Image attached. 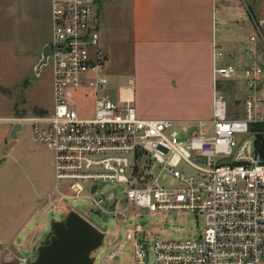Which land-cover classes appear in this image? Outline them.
<instances>
[{
	"label": "built area",
	"instance_id": "obj_1",
	"mask_svg": "<svg viewBox=\"0 0 264 264\" xmlns=\"http://www.w3.org/2000/svg\"><path fill=\"white\" fill-rule=\"evenodd\" d=\"M103 1L51 0L54 111L21 121L52 152L56 182L46 199H88L92 210L125 221L123 241L103 254L104 263L130 242L135 264H264V67L255 63L242 74L233 66L216 69L209 120L180 130L171 120L141 118L125 97L131 87H122L116 99L110 94ZM248 17L255 28L251 42L264 44V19ZM237 79L253 92L242 117L229 115L220 88ZM80 100H90L91 110ZM155 165L173 178V186L160 184ZM102 184L115 185L121 198H94ZM139 208L190 211L198 228L203 218L204 229L197 239L151 245L143 225L129 224V213ZM65 209L66 215L77 212Z\"/></svg>",
	"mask_w": 264,
	"mask_h": 264
},
{
	"label": "crops",
	"instance_id": "obj_2",
	"mask_svg": "<svg viewBox=\"0 0 264 264\" xmlns=\"http://www.w3.org/2000/svg\"><path fill=\"white\" fill-rule=\"evenodd\" d=\"M102 8L103 44L110 55L130 56L131 89L125 97L141 118L171 120L182 126L209 120L215 70L233 66L242 74L260 61V49H264L261 41L251 42L255 28L248 17L251 13L264 19V0H107ZM52 35L51 0H0V42H29V53L37 64ZM111 67L110 63L109 73ZM226 84H232L231 89ZM236 85L226 81L221 90H229L238 106ZM2 119L8 124L0 135V149L11 141L15 124L11 117ZM25 208L20 205L18 215L0 218L4 220L0 223L5 222L0 230V261L9 243L30 253L40 245L33 242L35 232L18 241L29 220V213L20 215Z\"/></svg>",
	"mask_w": 264,
	"mask_h": 264
},
{
	"label": "rangeland",
	"instance_id": "obj_3",
	"mask_svg": "<svg viewBox=\"0 0 264 264\" xmlns=\"http://www.w3.org/2000/svg\"><path fill=\"white\" fill-rule=\"evenodd\" d=\"M106 3L107 0H104L102 6ZM242 33L246 38L248 35L246 28ZM31 45L32 43H30V47ZM29 52V42H0V135L8 124L2 118L11 117L16 124L26 119L46 117L54 111L52 66L48 63L37 75V67L42 57L38 59L37 64L33 63L32 55ZM260 55V61L256 63L264 67V49L262 48ZM109 57L112 65V70L109 73V90L111 97L116 99L121 86L131 85L129 82L131 77L127 72L132 67V63L130 56L124 59L123 56L116 53L109 54ZM236 82L239 84V86L236 85L237 98L241 101L238 106L234 105L235 96L229 90L223 89L222 93L228 104L229 115L238 113V116L235 114L234 117H242L243 103L253 92L242 87V80V83ZM231 86L232 84H226L225 87L231 89ZM221 87L223 86L221 85ZM261 88L263 91L260 93L264 96V85ZM79 103L91 110L90 100H80ZM23 127L20 141L13 148L8 151L0 149V160L7 155L6 162L0 164V218L3 215L5 218L16 213L18 215L20 205L26 206L20 215L23 212L24 215L29 213L26 218L29 220L18 241L21 242L22 238L35 232L37 237L33 240L34 244H47L52 235L50 221L52 219L64 221L67 217L64 213L65 208H75L79 214L106 234L102 247L93 252L95 264H135L134 248L130 242L125 244L121 254L114 260H107L106 263L102 261L103 254L110 250L111 245L114 246V243L123 241L126 223L122 218L111 214H100L92 210V202L88 199H58L57 202L46 199L56 182L55 171L51 163L52 152L36 140L31 124L24 123ZM177 127L180 130L183 129L182 125H177ZM8 142L10 140L4 146ZM152 170L155 176L159 177L161 185L166 187L174 185L173 178L162 170V167L155 165ZM61 189L64 192L65 186H62ZM115 189L113 184H102L94 198L106 200L111 195L118 199L121 198L122 194ZM28 207L30 208L28 209ZM119 207L121 206L119 205ZM202 220L203 218H201L198 228L195 214L190 211L150 212L147 209L139 208L129 213V224L131 226L137 223L143 225L147 241L151 245L156 241L197 239L199 230L204 229ZM3 221L0 219V222ZM4 225L5 222L0 223V230L4 229ZM8 247L10 248L1 259L0 264H18L20 258H28L31 263L36 259L34 251L30 253L27 249L18 250L14 243H9ZM149 261H151V257Z\"/></svg>",
	"mask_w": 264,
	"mask_h": 264
},
{
	"label": "water",
	"instance_id": "obj_4",
	"mask_svg": "<svg viewBox=\"0 0 264 264\" xmlns=\"http://www.w3.org/2000/svg\"><path fill=\"white\" fill-rule=\"evenodd\" d=\"M51 56V46L47 45L42 53V59L37 67V75L48 65ZM23 124H14L10 131L11 141L3 147L10 150L17 142L18 133ZM3 157L0 164L6 162ZM95 187L93 191H95ZM52 235L47 244L39 245L36 250V259L30 264H93V252L103 245L104 234L93 224L75 211H70L64 221L52 219L50 221Z\"/></svg>",
	"mask_w": 264,
	"mask_h": 264
}]
</instances>
